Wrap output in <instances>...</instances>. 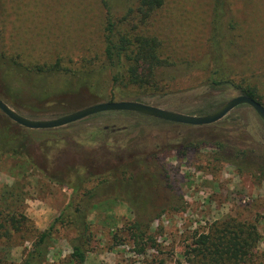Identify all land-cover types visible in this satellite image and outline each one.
Returning a JSON list of instances; mask_svg holds the SVG:
<instances>
[{
	"label": "rangeland",
	"instance_id": "obj_1",
	"mask_svg": "<svg viewBox=\"0 0 264 264\" xmlns=\"http://www.w3.org/2000/svg\"><path fill=\"white\" fill-rule=\"evenodd\" d=\"M136 1L114 0L115 18ZM228 1L226 23L233 22L235 30L224 27L221 32L227 66L237 83L257 89L264 106V0ZM211 9L212 0H164L153 14L149 32L169 59L164 78H174L166 81L167 88L177 94L158 99L150 92L137 93L145 103L173 112L205 105L197 88L210 67ZM104 20L101 0H0V58H17L25 67L59 61L72 71L91 70L99 83L95 96H53L61 89L62 74L45 78L42 87L34 89L12 72L7 84L0 81V100L31 120L57 119L109 102L111 89L113 101L120 102L121 88L113 87L104 60ZM6 85L15 95H5ZM237 96L229 91L218 99ZM135 115L105 113L55 130L32 131L0 112L7 135L16 137V144L5 150L13 148L17 154L5 153L0 162V213L6 217L0 224L9 235L7 239L0 231V264H24L37 232L47 230L69 201L70 191L50 183L39 170L40 157L47 161L42 169L58 177L73 166L93 173L106 163L125 165L138 178L130 189L136 207L131 202L104 204L120 191L112 187L93 198L98 209L89 216L93 241L84 264H207L196 255L203 248L201 238L225 224L255 229L256 245L244 264H264V180L257 172L264 165V125L255 112L240 106L221 121L199 127ZM101 130L106 133L99 134ZM89 137L104 143H91ZM215 138L242 155L235 157L230 148L219 150ZM124 152H130L131 159L124 157L123 162ZM232 163L250 172H238ZM95 185L93 180L84 188ZM11 216L19 222L25 216L29 223L20 222L13 230ZM135 223L140 231H129ZM70 237V231L57 227L46 264H70Z\"/></svg>",
	"mask_w": 264,
	"mask_h": 264
},
{
	"label": "trees",
	"instance_id": "obj_2",
	"mask_svg": "<svg viewBox=\"0 0 264 264\" xmlns=\"http://www.w3.org/2000/svg\"><path fill=\"white\" fill-rule=\"evenodd\" d=\"M101 1L105 11L103 27L104 60L110 70L113 87L121 88L117 96L118 100L120 102H138L148 105V103H145L146 101L139 98L138 94L150 92V95H154L158 99L175 96L177 93L170 92L166 82L174 80V78L172 79V76H170V80H165L164 78L165 70L171 65L168 61L169 59L165 58L158 38L152 36L149 32L153 14L163 7L164 0H137L135 7L129 8L118 19L115 18L112 12L111 5L114 0ZM229 8L228 0H212V17L210 36L208 38L210 67L208 66L209 70L204 82L197 88L199 90L197 95L202 96L207 102L196 110L184 107L174 109L176 113L190 116L209 115L226 102L225 98L218 99V97L229 91L237 93L239 96L250 98L262 105V96L258 94L257 89L237 83V76L227 66L226 52L221 43L223 39L221 38V32L224 27L228 31L235 30L233 22L228 21L226 23L230 11ZM12 72L21 79L26 78L34 89H40L45 78L62 74L64 81L61 89L53 96L60 94L79 98L82 92H88L95 96L99 87V83L93 81L94 74L91 70L72 71L62 68L59 61L51 65L25 67L17 58H12L10 61L0 58V81L7 84L10 81V73ZM132 90L136 92L133 93ZM4 92L5 95H15L16 93H13L7 85ZM206 94H209V96L205 98ZM210 94H219V96L212 98ZM114 99L115 96L111 89L109 102H114ZM203 99L201 101L204 103ZM125 114L135 115L132 113ZM6 132L7 127L4 124V120L0 118V162L5 153L17 155L13 148L5 150V147H13L16 144V137H9ZM98 133L103 134L106 132L101 130ZM88 141L91 143H104L103 139L98 140L94 137H89ZM224 141L215 138V146L221 151L225 148L226 150L230 148L231 152L235 153V157L242 155L241 152L233 150L234 148L230 146L231 144H227ZM100 148L103 149V147ZM124 157L130 160V152L123 153L121 158L123 162ZM28 160L29 162L33 161L30 156H28ZM39 164L41 165L39 170L46 179L50 183L70 191V198L47 230L40 233L37 232L34 244L24 264H46L57 227L67 229V231L72 233V237L68 240L70 249L69 263L84 264L88 253L91 251L90 246L93 241L89 216L95 209H98V205L94 202L92 203L93 198L97 193L102 192L104 187H112L113 189H120V191L123 190L124 194L120 191L119 193L116 192L114 196L106 197L102 201L104 204L130 203L132 201L130 198L132 196V191L130 190L131 182L135 183L138 178L132 177L127 167L125 165L121 166V164L109 166V164L105 163L104 167L99 166L93 173L88 170L83 172L81 167L73 166L63 172V174L61 173V177H58L55 173L47 174L46 170L42 169L47 164L46 159L43 157H40ZM233 165L236 166L238 172H250V168L245 170L240 165ZM257 172L264 180V165L259 166ZM72 177L74 178L73 181L71 180ZM141 178L142 176L139 177V180ZM93 180L96 181V185L91 190H86L84 186ZM124 183L126 184L124 185ZM131 204L136 207L132 202ZM0 218L5 219L6 217H2L0 213ZM10 219L13 230H18L16 225L20 226V222H24V226L29 223L25 216L24 218L21 216L20 222L16 221L14 216H11ZM131 228L140 231V225L137 223L129 227L128 230L131 231ZM0 231L4 232L3 235L7 239L9 238L5 225L0 224ZM256 241L257 234L252 226L244 225L243 227L239 226V224H225L220 230L215 229L213 234L201 238L203 248L196 255L200 256V259H207V264H244L250 255V250L255 248Z\"/></svg>",
	"mask_w": 264,
	"mask_h": 264
},
{
	"label": "water",
	"instance_id": "obj_3",
	"mask_svg": "<svg viewBox=\"0 0 264 264\" xmlns=\"http://www.w3.org/2000/svg\"><path fill=\"white\" fill-rule=\"evenodd\" d=\"M240 106H247L251 108L255 112L259 120L262 122V124L264 125V106L244 96H237L227 100L216 111L203 117L184 115L181 113L164 110L143 103L126 101V102H106V103L89 106L81 110L75 111L73 113H70L68 115L52 120H31L25 118L19 115L18 113H16L7 104H5L3 101L0 100V112L9 121H11L15 125L23 129L32 130V131L55 130L72 125L87 118L105 113H132V114H138L149 118L157 119L162 122H166L170 124L191 126V127L209 126L221 121L230 112H232L233 110H235Z\"/></svg>",
	"mask_w": 264,
	"mask_h": 264
},
{
	"label": "crops",
	"instance_id": "obj_4",
	"mask_svg": "<svg viewBox=\"0 0 264 264\" xmlns=\"http://www.w3.org/2000/svg\"><path fill=\"white\" fill-rule=\"evenodd\" d=\"M40 214V213H39ZM52 219H54V218H52ZM40 227H42V226H40Z\"/></svg>",
	"mask_w": 264,
	"mask_h": 264
},
{
	"label": "built area",
	"instance_id": "obj_5",
	"mask_svg": "<svg viewBox=\"0 0 264 264\" xmlns=\"http://www.w3.org/2000/svg\"><path fill=\"white\" fill-rule=\"evenodd\" d=\"M243 203H245V201H243Z\"/></svg>",
	"mask_w": 264,
	"mask_h": 264
}]
</instances>
